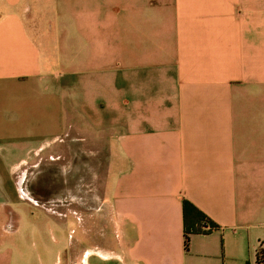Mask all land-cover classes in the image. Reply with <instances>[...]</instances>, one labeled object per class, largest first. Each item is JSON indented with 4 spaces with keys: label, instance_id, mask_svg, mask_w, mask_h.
I'll return each instance as SVG.
<instances>
[{
    "label": "crops",
    "instance_id": "1",
    "mask_svg": "<svg viewBox=\"0 0 264 264\" xmlns=\"http://www.w3.org/2000/svg\"><path fill=\"white\" fill-rule=\"evenodd\" d=\"M68 133L75 170L95 172L74 214L97 243L58 264H253L264 0H0L1 205L13 188L37 204L32 160ZM183 201L215 226L186 251ZM25 253L0 245V264Z\"/></svg>",
    "mask_w": 264,
    "mask_h": 264
},
{
    "label": "rangeland",
    "instance_id": "2",
    "mask_svg": "<svg viewBox=\"0 0 264 264\" xmlns=\"http://www.w3.org/2000/svg\"><path fill=\"white\" fill-rule=\"evenodd\" d=\"M72 138L73 133L66 134L62 141L41 154L50 153L49 157L33 158L32 161H38V167L27 172L22 191L24 195L28 190L29 197L32 195L37 204L19 197L16 200L15 194L18 193L14 188L11 196L1 199L6 202L0 204V245L16 249L17 260L20 254L25 255L28 251V255L32 253L34 264L63 263L70 247H92L97 243L92 237L86 239L82 235V227L75 220L80 214H74L78 207L75 202L79 201L75 192L78 188L74 187L77 180L83 183L93 179L95 172L91 174L89 170V157L84 159L81 173L75 170ZM80 191L82 195L86 192L85 189ZM44 198L49 201L42 203ZM9 210L17 213L18 218L7 215Z\"/></svg>",
    "mask_w": 264,
    "mask_h": 264
},
{
    "label": "trees",
    "instance_id": "3",
    "mask_svg": "<svg viewBox=\"0 0 264 264\" xmlns=\"http://www.w3.org/2000/svg\"><path fill=\"white\" fill-rule=\"evenodd\" d=\"M182 219L185 251L188 248L191 235H206L215 229V226L207 218L186 201L182 203ZM246 264L250 263L247 262ZM253 264H264V248L262 245H258L255 251Z\"/></svg>",
    "mask_w": 264,
    "mask_h": 264
}]
</instances>
